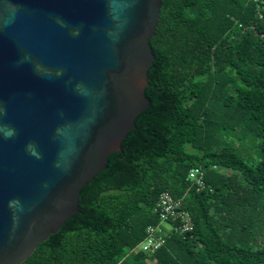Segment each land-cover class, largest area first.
Here are the masks:
<instances>
[{
	"label": "trees",
	"instance_id": "trees-1",
	"mask_svg": "<svg viewBox=\"0 0 264 264\" xmlns=\"http://www.w3.org/2000/svg\"><path fill=\"white\" fill-rule=\"evenodd\" d=\"M149 43V107L21 264H264V0H163ZM164 191L193 229L145 253Z\"/></svg>",
	"mask_w": 264,
	"mask_h": 264
},
{
	"label": "water",
	"instance_id": "water-1",
	"mask_svg": "<svg viewBox=\"0 0 264 264\" xmlns=\"http://www.w3.org/2000/svg\"><path fill=\"white\" fill-rule=\"evenodd\" d=\"M163 0H0V264L77 213L150 105Z\"/></svg>",
	"mask_w": 264,
	"mask_h": 264
},
{
	"label": "built area",
	"instance_id": "built-area-1",
	"mask_svg": "<svg viewBox=\"0 0 264 264\" xmlns=\"http://www.w3.org/2000/svg\"><path fill=\"white\" fill-rule=\"evenodd\" d=\"M259 17H262L261 13H259ZM188 180L197 191L205 188L204 172L200 168L191 169L188 173ZM182 206L180 199L173 198L166 191L161 192L154 208L160 224L147 226L145 230L146 236L138 245V249L145 253H150L163 245L170 233L183 235L190 232L193 229V223ZM164 223L168 225L167 229L161 226Z\"/></svg>",
	"mask_w": 264,
	"mask_h": 264
},
{
	"label": "rangeland",
	"instance_id": "rangeland-1",
	"mask_svg": "<svg viewBox=\"0 0 264 264\" xmlns=\"http://www.w3.org/2000/svg\"><path fill=\"white\" fill-rule=\"evenodd\" d=\"M163 226L167 229L168 228V225H166V224H163Z\"/></svg>",
	"mask_w": 264,
	"mask_h": 264
}]
</instances>
